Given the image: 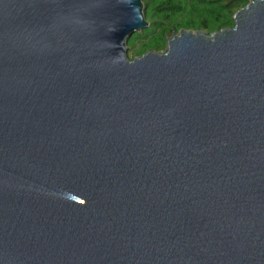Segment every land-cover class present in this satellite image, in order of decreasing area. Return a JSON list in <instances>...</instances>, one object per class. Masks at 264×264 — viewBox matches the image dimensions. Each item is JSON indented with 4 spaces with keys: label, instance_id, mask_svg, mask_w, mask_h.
I'll use <instances>...</instances> for the list:
<instances>
[{
    "label": "water",
    "instance_id": "1",
    "mask_svg": "<svg viewBox=\"0 0 264 264\" xmlns=\"http://www.w3.org/2000/svg\"><path fill=\"white\" fill-rule=\"evenodd\" d=\"M130 58L143 0H0V264H264V0Z\"/></svg>",
    "mask_w": 264,
    "mask_h": 264
},
{
    "label": "trees",
    "instance_id": "2",
    "mask_svg": "<svg viewBox=\"0 0 264 264\" xmlns=\"http://www.w3.org/2000/svg\"><path fill=\"white\" fill-rule=\"evenodd\" d=\"M150 27L134 34V57L166 48L167 39L181 29L202 30L209 34L233 27V16L247 0H143Z\"/></svg>",
    "mask_w": 264,
    "mask_h": 264
},
{
    "label": "rangeland",
    "instance_id": "3",
    "mask_svg": "<svg viewBox=\"0 0 264 264\" xmlns=\"http://www.w3.org/2000/svg\"><path fill=\"white\" fill-rule=\"evenodd\" d=\"M148 21H150V20H148ZM149 27H150V26H149ZM149 27H148V28H149ZM148 28H147V29H148ZM139 33H141V32H139ZM136 34H138V33H136ZM131 38H132V37H131ZM131 38H130L129 40H132ZM129 43H130V44H129V48L131 49V41H130ZM128 56H129L130 58H134V51H133V50H131V51L128 50ZM135 57H136V56H135Z\"/></svg>",
    "mask_w": 264,
    "mask_h": 264
}]
</instances>
